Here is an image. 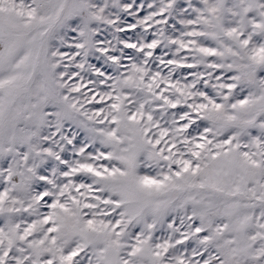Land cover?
<instances>
[{
    "label": "snow or ice",
    "instance_id": "snow-or-ice-1",
    "mask_svg": "<svg viewBox=\"0 0 264 264\" xmlns=\"http://www.w3.org/2000/svg\"><path fill=\"white\" fill-rule=\"evenodd\" d=\"M0 264H264V0H0Z\"/></svg>",
    "mask_w": 264,
    "mask_h": 264
}]
</instances>
